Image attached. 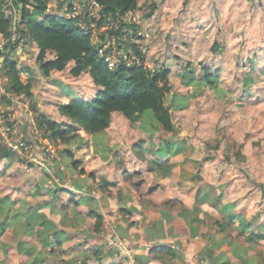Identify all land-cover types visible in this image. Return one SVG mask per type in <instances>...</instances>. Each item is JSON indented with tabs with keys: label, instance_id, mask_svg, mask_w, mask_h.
I'll use <instances>...</instances> for the list:
<instances>
[{
	"label": "rangeland",
	"instance_id": "1",
	"mask_svg": "<svg viewBox=\"0 0 264 264\" xmlns=\"http://www.w3.org/2000/svg\"><path fill=\"white\" fill-rule=\"evenodd\" d=\"M72 1L78 2L60 0L59 4L64 9L71 6ZM84 1L91 4V14L99 13L94 4L96 0ZM138 2L140 9L132 18L139 25L134 27L130 25L133 20L125 21L129 25L128 35L122 42L115 38L111 45L125 54H134L133 47L137 46L144 52L146 68L169 70L171 91L167 103L172 107L175 132L164 133L153 115L132 122L116 113L104 134L95 137L82 128L79 131L82 140L73 144L129 148L131 153L126 151L129 155L125 153L122 161L129 159L138 165H133V169L127 167L132 173L129 186L143 187L144 194L150 191L152 197L161 202L163 199L155 193L160 187L163 190L162 185H167L169 188L163 191H169L177 199H169L165 204L180 203L179 209L184 207L181 200L192 194L193 201L189 202L192 206L230 209L241 216L245 224H253L251 233L264 235V0ZM62 12V17H70ZM151 12L153 16L148 18ZM32 18L37 20L36 16ZM137 28L141 36L134 31ZM99 41L102 42L101 37L95 39V44ZM20 56L17 57L22 65L38 67L37 60L34 62L27 56L21 61ZM53 58V55L48 56V59ZM206 68L219 79L216 85L211 86L205 80ZM31 73L35 76L32 82L36 96L19 101L22 105L29 104L31 111L33 104L39 106L43 99L46 103L49 99L57 100L60 94L77 99L78 94L73 89H82L81 95L88 100L97 94L93 82L87 79L88 74H83L78 83L72 85L73 89L64 86V79L71 77L70 68L45 82L41 73L36 74L34 70ZM247 78L252 82L248 84ZM53 81L63 83L54 89L48 88L47 83ZM3 103L12 108V101ZM52 103L58 104L57 101ZM12 113L14 115V111ZM0 146H3L1 135ZM121 156V153L113 155L110 163L119 167L117 158ZM83 158L86 161V155ZM91 158L83 165L80 163L88 171L95 163ZM156 162H163L164 167L157 168ZM136 173L139 175L135 176ZM167 177L168 181L164 180ZM222 214L225 213L218 215L221 220L228 217ZM0 248H3L1 242ZM15 249H0V264H25V259ZM258 250L264 254V245Z\"/></svg>",
	"mask_w": 264,
	"mask_h": 264
},
{
	"label": "crops",
	"instance_id": "2",
	"mask_svg": "<svg viewBox=\"0 0 264 264\" xmlns=\"http://www.w3.org/2000/svg\"><path fill=\"white\" fill-rule=\"evenodd\" d=\"M59 1L50 2L56 5L52 17L68 19L66 15L62 17L63 8ZM30 12L33 13V10ZM36 18L38 21H43L49 16L45 11L43 16H36ZM2 41L0 34V42ZM38 53L39 49L35 42L31 43L26 38L21 39L20 36V43L15 54L21 55V61L28 56L35 62ZM24 67L30 68L27 72L28 80L31 79L32 93L36 96L34 82H32L35 76H31V70H34L36 74L41 71L35 64ZM66 71L53 72L50 77H44V82L50 81L54 74L63 75ZM87 76L91 83L90 76ZM81 77L65 78L64 86L73 89L72 85L78 83ZM28 80L22 77L25 84ZM61 83L63 81L59 83L53 81L47 85L48 88L54 89L57 84L61 86ZM1 86L9 87L8 80L3 75L0 76ZM97 89L94 85L93 90L97 91ZM80 90L82 89L79 88L78 91ZM73 91L78 94V99H85V95H81L83 90L80 91L81 93L76 89ZM72 99L74 98L70 95L65 97L60 94L59 99H49L47 103L43 99V102L37 105V112L30 111L36 116L42 114L48 120L60 125L71 124L68 118L60 114L59 108ZM54 101L58 104L54 105L52 103ZM11 105L14 120L22 126L21 139L32 144L36 153H39L41 148L33 137L31 128L28 127L27 112L13 101ZM6 107L8 106L4 103L0 105V109ZM55 146L57 157L46 167L24 164L19 155L10 153L7 148L0 146V201L6 199L4 208L10 211L6 223L10 224V227L1 237L0 242L3 243L1 251L5 248H16L17 254L25 259V264H32L31 258L18 253V244H23L25 251H31V254L37 253L45 261L44 264H59L61 260L67 261V264L68 262L75 264H264V254L258 250L260 245H264V240L249 241L248 238L253 234L251 233L253 224L246 233H242V223L236 222L242 219L239 215L237 219H232L237 215L232 210L208 209L199 205L194 206V204L192 206L191 203L189 204L194 198L192 194L181 200L184 207L179 209L180 203L177 204L176 201L177 205L165 204L169 199H177L169 191L165 192L169 188L167 185H162L165 191L160 187V190L155 193L158 198L163 199L161 202L152 197L150 191L144 194L142 189L145 188L134 189L129 186L128 181L132 173L127 169H133V165L137 164L131 163L129 159L123 162L122 157L127 153L126 151L131 153V149L109 148L107 145L100 146L94 143L85 147H77L75 144ZM67 149L72 151V157L65 152ZM117 153L122 155L117 158L119 167L110 163L113 155ZM128 153L126 155H129ZM85 155L86 161L92 159L91 157L95 160V163L91 164V171L80 164L78 169L73 166L74 161H79L83 165L86 162L83 158ZM82 169L85 171L84 174L79 172ZM60 173L65 176V180L59 177ZM164 180L168 181V177ZM73 201L80 203L76 209L79 216L71 214ZM92 211L103 217V227L99 234L93 232L95 219L91 216ZM219 213H225L228 217L222 214L225 217L221 220L218 217ZM44 219H46L47 227L41 224ZM3 220L4 216L0 217V223ZM28 224H32L33 227L30 228ZM54 228H57L56 232ZM65 229L73 230V233L65 232ZM38 231L42 233L39 240L34 237ZM112 236H117L124 241L127 247L126 252H118L105 246ZM55 239L62 242V250L65 252L62 256L51 253L50 242L52 243ZM32 249L35 251L33 252ZM93 250L102 252L101 260L94 257ZM44 253L47 254L45 257L42 256Z\"/></svg>",
	"mask_w": 264,
	"mask_h": 264
},
{
	"label": "trees",
	"instance_id": "3",
	"mask_svg": "<svg viewBox=\"0 0 264 264\" xmlns=\"http://www.w3.org/2000/svg\"><path fill=\"white\" fill-rule=\"evenodd\" d=\"M51 1L13 0L15 6L23 5L22 21L19 24L21 39L26 38L31 43L35 42L37 44L39 53L36 60L43 77H50L53 72H63L70 68V76L72 78H79L83 74H88L98 90L97 94L90 100L77 98L72 99L66 105L60 106V114L68 118L71 124L60 125L48 120L42 114L37 115L38 126L44 132L45 137L49 138L55 145H71L76 140H82L79 134L82 128L92 136H100L110 128L113 115L116 113L123 115L132 122L153 115L158 127L164 133L175 132L172 107L167 103V95L171 91L168 80L169 70L152 71L146 68L144 64L131 68H127L122 64L118 69L112 70L106 60V55L113 48H109L102 55L100 53V45L95 44L92 35L86 34L78 26V19L61 18L62 21L58 22V17H49L43 21L32 18L34 16H43ZM7 2L8 0H0V34L3 41H9L13 33L12 19L5 13ZM95 2L101 7L100 14L102 19L99 25L102 26L105 20L112 18L116 26L119 27L109 31L108 36L110 38L115 37L117 41L122 42V39L128 35L127 28L129 26L125 23L124 16L128 11L140 9L138 0H96ZM27 5L33 8V13L26 8ZM154 8L155 6H152V9ZM152 16L153 12L147 14L148 18ZM134 31H137V29ZM104 41H107L105 35L102 36V43ZM19 43L20 40L15 44L11 42L6 44L3 68V76L8 80L9 84L6 89L19 100L32 99L31 81L25 84L21 77L24 72H29L30 68L22 66L19 57L15 54ZM133 50L141 58V61L145 63L142 51L137 46H134ZM49 55H53L54 58L48 59ZM205 72L207 83H210L211 86L216 85L219 79L212 75L208 68L205 69ZM247 81L248 84L252 82L250 78H247ZM3 101L9 103L12 100L4 96ZM31 108L32 111L37 112L36 104H33ZM28 125L31 128L30 123ZM65 152L72 157L71 150L67 149ZM79 164V161H74L73 166L78 169ZM156 166L157 168L164 167L161 162H156ZM79 172L81 174L85 173L83 169ZM136 174L139 175V173ZM107 185L112 184L107 183ZM6 203V199L0 201V217L4 216V220L0 223V241L10 227V224H6L10 213L9 210L4 208ZM79 205V202L73 201L71 214L79 216L76 211ZM91 216L95 219L93 232L99 234L103 227V217L95 211L91 212ZM232 219H237V216L232 217ZM45 220L41 224L47 227ZM240 222L242 223V233H246L252 224L250 222L245 224L241 220ZM28 225L30 228L33 227L32 224ZM56 230L57 228H54V232ZM41 235L42 233L38 231L34 237L39 240ZM248 240H264V235L253 233ZM50 245L52 247V255L62 256L65 253L62 250V242L60 240L55 239L52 243L50 242ZM18 253L31 258L32 264H44L45 262L37 253L31 254V251H25L23 244H18ZM92 254L95 258L101 260L102 252L100 250H93ZM59 264H67V262L61 260ZM68 264L75 263L68 262Z\"/></svg>",
	"mask_w": 264,
	"mask_h": 264
},
{
	"label": "built area",
	"instance_id": "4",
	"mask_svg": "<svg viewBox=\"0 0 264 264\" xmlns=\"http://www.w3.org/2000/svg\"><path fill=\"white\" fill-rule=\"evenodd\" d=\"M53 3L48 5L46 10V15L49 17L53 16V12L55 8L52 6ZM97 6L99 13L98 14H91V6L84 0L72 1L71 6L66 7L63 9L68 16V19H78V26L85 31L86 34L92 35V39L95 43V39H98L102 36L107 37V41L98 42L100 43V53L104 55L105 51L109 48H113L109 53L106 55V60L109 63V66L112 70L118 69L122 64L127 68H131L133 66H142L144 63L141 61L138 55L134 54H125L124 52L119 51L115 47L111 45L112 40L115 37L108 36V31H111L115 28L116 23L112 18H108L105 20L102 26L99 25L100 20L102 19L101 16V7L94 2ZM54 5V4H53ZM29 10H33L31 6H27ZM22 5L19 4L15 6L13 4V0H8L5 6V13L11 17L12 19V37L9 41H2L0 42V76L3 75V68L5 62V51H6V44L8 42L16 43L20 40L19 35V24L22 19ZM20 11V12H19ZM136 11H128L124 16V21H128L129 23L133 20L134 23H130V25H139L137 20L132 18L133 14ZM137 28L136 35L141 36L142 32L138 31ZM111 39V40H108ZM143 52V50L140 49ZM22 77L26 80L29 79V74L24 72ZM7 96L17 105H20L28 114V119L31 127V132L33 137L38 142L41 151L36 153L35 148L27 142L25 139H21L22 134V126L18 124L14 120V115L12 113V108L8 107L5 109H0V135L2 137L3 146L7 148L13 154L19 155L23 160L24 164H35L40 167H46L49 164L53 163L57 157L56 146L51 142V140L45 137L44 132L39 128L36 115L32 113L29 109V104L22 105L13 94L9 93L6 88L3 86L0 87V105L3 104V97ZM16 122V123H15ZM105 246L108 249L116 250L118 252H126L127 247L124 241L117 237L112 236L106 243Z\"/></svg>",
	"mask_w": 264,
	"mask_h": 264
},
{
	"label": "water",
	"instance_id": "5",
	"mask_svg": "<svg viewBox=\"0 0 264 264\" xmlns=\"http://www.w3.org/2000/svg\"><path fill=\"white\" fill-rule=\"evenodd\" d=\"M59 177L61 178V179H63V180H65V176L63 175V174H59ZM65 232H69V233H73V230H64Z\"/></svg>",
	"mask_w": 264,
	"mask_h": 264
}]
</instances>
